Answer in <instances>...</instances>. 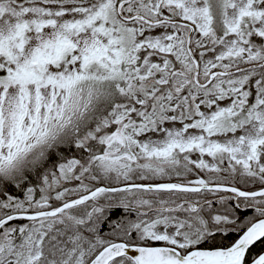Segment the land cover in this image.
<instances>
[{
    "label": "snow or ice",
    "instance_id": "6c2138e0",
    "mask_svg": "<svg viewBox=\"0 0 264 264\" xmlns=\"http://www.w3.org/2000/svg\"><path fill=\"white\" fill-rule=\"evenodd\" d=\"M0 264H264V0H0Z\"/></svg>",
    "mask_w": 264,
    "mask_h": 264
}]
</instances>
